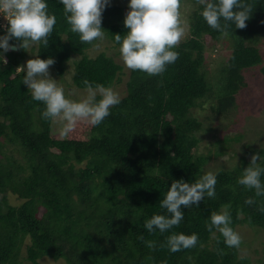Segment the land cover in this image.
Segmentation results:
<instances>
[{
  "label": "trees",
  "instance_id": "trees-1",
  "mask_svg": "<svg viewBox=\"0 0 264 264\" xmlns=\"http://www.w3.org/2000/svg\"><path fill=\"white\" fill-rule=\"evenodd\" d=\"M187 1L197 7L175 63L156 76L130 69L127 95L110 115L95 127L79 122L64 138L53 133V122L41 115L43 102L33 100L22 82L18 67L25 65L29 48L5 53L7 63H0V264H250L240 258V247H228L218 231L207 227L211 213L230 204L236 231L242 225L264 229L259 211L264 196L237 183L250 164L244 159L241 166L217 173L215 197L183 209L179 225L164 233L144 227L153 214H166L160 200L173 180L198 179L231 142L216 141L204 153L197 137L203 125L192 111L216 92L207 48L223 39L232 48L227 63L217 69L216 77L224 81L213 107L217 115L234 109L237 94L248 86L246 72L264 63L259 47L264 0H248L253 12L247 26L230 25L224 33L206 23L198 0H181V5ZM48 7L56 16L49 43L31 47L42 59L54 58L49 71L58 77L71 72L79 90H86L85 80L113 87L121 83L123 67L105 53L90 57L93 46L71 31L63 5L48 0ZM128 10L111 2L102 14L105 37L118 48L114 35L128 31ZM1 22L3 34L8 21L5 28ZM259 154L264 156V148ZM249 197L256 202L245 204ZM179 232L197 233V245L169 251L167 237Z\"/></svg>",
  "mask_w": 264,
  "mask_h": 264
},
{
  "label": "clouds",
  "instance_id": "clouds-1",
  "mask_svg": "<svg viewBox=\"0 0 264 264\" xmlns=\"http://www.w3.org/2000/svg\"><path fill=\"white\" fill-rule=\"evenodd\" d=\"M63 5L65 19L71 31L79 34L82 42L99 47L105 38L102 28V14L111 0H58ZM202 6L201 15L206 23L221 33L230 25L243 29L253 12L248 0H198ZM128 11L124 17V26L128 31L124 35L115 34L119 45L120 58L131 70H140L149 76L163 74L168 65L175 63L180 53L176 50L185 38L187 22L183 19L181 0H128ZM235 9V10H234ZM0 15H4L8 26L0 34V63H7L5 53L11 50L28 49L34 44L47 47L49 36L56 24V16L49 11L48 0H0ZM3 25V24H2ZM6 27V24L3 25ZM11 41V42H10ZM54 58L28 59L18 67L23 72L22 82L30 90L33 100L44 104L42 118L58 124V133L67 137L79 122L95 127L110 115L111 109L121 103V94L113 86L93 84L85 80L86 95L72 99L59 80L50 75L49 67ZM99 97V98H98ZM264 156L255 153L250 164L243 168L237 183L254 190L255 196H264ZM217 173L208 171L193 182L183 179L173 180L162 200L160 207L166 214H153L144 227L153 232L164 233L177 226L184 219L183 209L198 206L207 196L216 195ZM254 197L244 203L254 204ZM230 204L222 205L219 211H213L207 224L208 230L218 231L228 247L239 248L242 237L232 227ZM259 211L264 212V207ZM197 233H172L167 237V247L171 252L193 248L197 245ZM154 247V242H148Z\"/></svg>",
  "mask_w": 264,
  "mask_h": 264
},
{
  "label": "rangeland",
  "instance_id": "rangeland-1",
  "mask_svg": "<svg viewBox=\"0 0 264 264\" xmlns=\"http://www.w3.org/2000/svg\"><path fill=\"white\" fill-rule=\"evenodd\" d=\"M112 4L127 6L128 0H111ZM196 3L187 1L181 5L183 19L187 22V32L183 40L190 35L189 17L195 11ZM2 24H6V17L0 15ZM182 40V41H183ZM214 48H207L206 58L209 64L211 82L214 85V95L206 99L203 104L192 111V115L202 122L203 129L197 133L200 140V148L205 153L207 149H213V143L224 138L231 139L227 145L223 156L215 158L209 162L205 171L218 173L220 170H233L241 166L243 159L246 162L251 161V156L259 153L264 148V63L246 72L248 86L239 91L236 96V105L227 115H217L213 107L217 105V95L222 89L224 81L216 77L217 69L227 63L232 48L227 39L218 41ZM264 57V42L259 45ZM29 48L28 59L35 58L36 51ZM100 53H105L113 57L118 64L123 67L124 75L122 82L114 86L121 94V97L127 95L126 83L129 79L130 69H128L120 58L119 48L111 43L106 37L99 42V47H92L88 51L90 57H96ZM50 72V71H49ZM50 75L59 80L66 89V94L72 99H80L86 95V90H79L73 87L71 72L64 77ZM53 133L58 134V124L53 122ZM64 138V137H62ZM239 138V140H237ZM237 232L242 237V243L239 248L240 258H247L250 264H262L264 260V229L242 225L237 228ZM66 264L65 262H62ZM61 263V264H62ZM43 264H56L44 260Z\"/></svg>",
  "mask_w": 264,
  "mask_h": 264
},
{
  "label": "water",
  "instance_id": "water-1",
  "mask_svg": "<svg viewBox=\"0 0 264 264\" xmlns=\"http://www.w3.org/2000/svg\"><path fill=\"white\" fill-rule=\"evenodd\" d=\"M14 51H16V50H14Z\"/></svg>",
  "mask_w": 264,
  "mask_h": 264
}]
</instances>
